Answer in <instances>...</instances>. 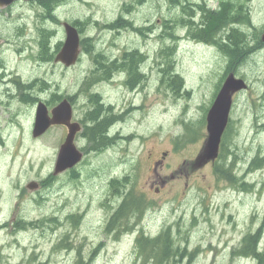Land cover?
I'll list each match as a JSON object with an SVG mask.
<instances>
[{
    "label": "rangeland",
    "instance_id": "1",
    "mask_svg": "<svg viewBox=\"0 0 264 264\" xmlns=\"http://www.w3.org/2000/svg\"><path fill=\"white\" fill-rule=\"evenodd\" d=\"M137 1L80 0L66 6L63 17L93 16L113 22L123 4H134L126 14L135 26H153L146 29V36L132 28L108 32L105 38L111 48L109 41L91 53L81 46L79 60L69 67L55 60L60 49L48 47L43 61H38L36 42L27 47L29 38L19 37L25 28L16 27L13 20L6 26V30L14 29L10 37L13 48L0 55L7 61L13 95L7 96L4 89L0 93L4 96L0 100V264H256L253 257L238 252L245 235L261 227L264 246V166L248 169L255 156L264 157V47L233 66L236 75L249 84L235 98L230 122L234 136L229 144L238 154L232 174L253 184V191L248 192L239 187L241 181L218 177L216 167L222 159L194 164L207 137L206 123L200 126L199 122L205 120V110L226 77L228 57L217 45L187 33L190 24L183 25L180 7L167 0ZM191 1L220 6V0ZM234 1L247 5L250 23L240 27L255 44L257 33L261 37L264 31V0ZM192 7L187 8L185 17L196 27L203 15L198 6ZM28 18L31 30L36 31L35 18ZM167 20H174L176 40L166 33L162 36ZM20 22L16 20V24ZM58 30L65 39L60 26ZM174 44V66L190 95L184 88L177 95L162 83L161 68L167 61L163 50ZM22 46L26 48L20 53L17 49ZM100 49H105L108 59L138 49L145 55L142 69L146 75L131 78L124 74L123 79L105 80L95 74L99 77L94 79L95 56ZM50 54H54L52 58ZM26 83H33L28 88L30 97H46L50 107L61 100L57 93L73 98L74 118L83 122L88 121L93 107L90 94L100 93L106 104L114 105L110 114L123 119L117 125L124 136L97 153L83 134H77L76 145L85 151L78 176L76 167L52 177L67 129L56 125L39 137L33 136L37 102L23 96ZM7 100H11L9 105ZM188 133L198 137L190 139ZM125 176H129L127 188L144 193L147 206L131 219L130 229L116 237L117 232L106 229L112 205L121 199L113 194L110 179ZM32 181L52 183L50 188L43 185L31 190L27 185ZM71 214L80 216L76 225L68 217ZM51 218H57L56 222H46ZM39 220L41 225L29 222ZM164 229H169L180 254L169 260L161 254H140L136 244L140 233L155 237Z\"/></svg>",
    "mask_w": 264,
    "mask_h": 264
},
{
    "label": "trees",
    "instance_id": "2",
    "mask_svg": "<svg viewBox=\"0 0 264 264\" xmlns=\"http://www.w3.org/2000/svg\"><path fill=\"white\" fill-rule=\"evenodd\" d=\"M142 1L143 0H138L137 2L142 3ZM167 1L173 7H180L183 10L184 14L181 18V21L183 25H191H188L187 27V33L189 35H191L194 39L197 38L200 40H204L208 44L217 45L223 51L225 56L228 57L229 61L224 76H227L229 72L234 71L233 66H237L234 64H236L237 62L242 63L246 59V57H249L252 53L258 51L261 47H264V43L262 39H260L261 37L259 36V32L255 37L257 39V42L255 44H252L249 41L248 33L240 27V24L250 23V12L247 9L246 3H243V1L238 3L234 0H220V6L218 9H212L205 6L204 3L207 4L206 1H204L203 3L193 2L191 0ZM192 5L198 6L201 10V15H203V18L199 20L200 22H197L199 25H197L196 27H192L194 22L185 17V13L188 10L187 8L193 9ZM134 6V4H125L124 16L123 13H121L119 17L112 22V26L116 27L119 24L122 25L121 22L124 17V29L132 28L135 31H138L142 35L146 36V29L149 31L150 29H153V26L136 27L133 19H131L126 14ZM194 14L195 12H193L191 15ZM173 21L174 20H167L166 30L164 31L162 36H164V34L166 33L168 34V36L176 40L178 36H176L173 31ZM90 40V38H86L85 41H87L86 45L88 47H85V49H87V51L91 53L95 50V46L93 45V43L90 45V42L92 41ZM176 45L177 44L168 45L165 50H163V52H165L167 55V61L162 65L161 68L162 83H164L169 88L174 89L177 95H180L181 88H184L186 90L185 93L187 95H190L191 91L184 87V79L174 66V52L176 50ZM52 57L53 54L50 56V58ZM95 61L96 66L93 69L94 76L95 74H100L105 79L111 80L115 77V74L117 72H124L125 70L129 72V77L132 78L133 75L142 76V72L140 71L139 67L141 64L145 63V55L143 56L138 49H133L132 51H124L123 57L108 59V56L104 52L99 51L95 56ZM93 77L89 78L87 82L90 81ZM221 84L222 83H220V85L218 86L220 87ZM89 98L90 102L93 104V109L89 111V117H87L88 120L89 118L92 120V126H89L88 138L96 142V144H92L91 149L95 150V152H99L105 149L106 146L113 143L115 139L118 138V134H115L111 137L108 134V129L110 127L112 129L115 123L114 121L119 118H117L115 115L107 113L108 111L111 112V110L113 109L112 105H109L106 110L104 109V114L103 112H101L102 104L100 101L102 100V97L100 93H91ZM205 113H207V110H205ZM205 123L206 116L205 120H200L199 125L202 126ZM189 124L192 125L191 123ZM185 125L186 129L189 130L188 123H186ZM262 126H264V124ZM195 132L196 129L192 127V133L194 134ZM233 136L234 134H232L230 123L223 137L221 154L219 157L220 159H222V161L221 164L216 167V173L218 174L219 178L225 177L228 180H231L230 182H235L236 179L239 182L241 181L240 183H234V185L239 183V187H241L243 190L252 192L254 189L252 183L247 181L245 178H240L238 175L232 174V167L236 164V159L238 158V154L231 150V148L229 147L231 138ZM187 137H189L190 139H196L198 136L196 138H192V136L188 133ZM263 162L264 157L257 155L252 161L249 162L250 166L248 167V169L250 171L258 170L264 166ZM52 177L54 176L52 175ZM128 182L129 176H125L121 179L114 177L110 182L112 184L113 194L116 197H121L118 203L112 205V214L106 225V229L109 232H117L116 237H119L120 234H124L125 231L130 229L129 223L131 219L139 216V214L143 212L145 206H147V201L145 199L144 193L138 194L135 190H133L134 188H127ZM51 183L52 181H50L48 184L45 183L44 187L50 188ZM126 188L129 191L125 192ZM77 216L78 215L75 214H71L68 216L69 218H72V222L74 225L77 224V219L80 217L78 216L77 218ZM56 220L57 218H51L46 222H56ZM29 222L32 225L42 224L41 220L37 222ZM262 229L263 227H261V229H258V231H250L249 233H247L241 242L238 252L242 256L253 257L256 260V264H264V246H261ZM136 244L140 254H161L167 260H169L170 257H177L181 251L180 247L177 246L175 240L171 236L169 229L162 230L155 237H146V235H144V232L142 231L136 239Z\"/></svg>",
    "mask_w": 264,
    "mask_h": 264
},
{
    "label": "flooded vegetation",
    "instance_id": "3",
    "mask_svg": "<svg viewBox=\"0 0 264 264\" xmlns=\"http://www.w3.org/2000/svg\"><path fill=\"white\" fill-rule=\"evenodd\" d=\"M79 1L80 0H0V53L4 51H11L13 48V46H11L12 40L10 38L12 31H14L13 26L9 28V30L5 29L6 26H9L12 23V20L14 21L16 27L20 26L21 28H25L24 34H19V37L22 38L24 37V39L29 38L28 41L29 46L26 45L27 47H30L32 43L36 42L37 60L40 62L43 61L42 57L44 55L45 50L48 47L51 48V50L56 51L59 50L63 45L64 39H62L63 37L60 38V33L58 29L60 26L64 33L66 31L65 22L71 23L79 30L81 37V46H83V48L88 47L86 45L87 41H85L86 38L92 39V41L90 40L91 41L90 45L93 43L95 48H98L101 45L104 47L106 45V42L109 41L107 40V38H105L108 32L122 33L124 31V17L121 22L122 25L119 24L116 27L112 26V21L110 22L109 20L106 21L100 20L99 18L93 16H90L85 19L76 17L73 20L69 17H63V12L65 7L72 3L75 4ZM121 13H123L124 16V4ZM28 16L35 18L36 21L34 28L36 29V31L31 30V26H30L31 19H29ZM26 19H28L29 22H27ZM16 20H20L22 22L16 24ZM96 32L97 35H95ZM34 33H36V36L33 35ZM26 46H22L17 50H19L21 53L26 48ZM111 46L112 44L110 42V45H108V47L111 48ZM100 51H105V49H100ZM120 56L121 57L124 56V51ZM6 62L7 61L5 60V58H3V56L0 55V93L2 92V89H4L3 91H5L6 90L5 88H9V90L7 89L5 92L7 96L11 97L13 95V92L10 91L11 88L9 84L11 82V76L10 73H8L7 71V67L5 65ZM97 77L98 76L95 75L94 79H96ZM42 82L43 83L47 82L44 77L42 79ZM32 84L33 83L24 84V88H26V91L23 92V96L25 97V99H30V101L37 102L35 109V115H36L37 107L39 103L42 101L46 105H48L50 100H48L46 97L44 98L41 96L33 97L31 95L30 97L28 88H30ZM56 97L64 99V96L61 93H57ZM69 99L72 102L73 110H74L73 98L69 97ZM0 100L1 101L4 100V96L0 95ZM10 101L11 100H7V102L5 101L6 102L5 104L9 105ZM58 102L56 104H58ZM56 104L52 107L48 105V108L52 109L53 107L56 106ZM104 113L105 110H103V114ZM72 121H78L80 123L82 128L81 134H83L84 138L88 140L89 127L86 126V123L90 124L92 120L89 118L87 122L86 119L83 122L82 119H75L73 117ZM60 126L66 128L68 132V127L66 125L61 124ZM33 129H34V125H33ZM0 131H1V124H0ZM2 143L3 141L0 137V145ZM91 144H96V142L92 140ZM12 158H13L12 159L13 160L12 163H13L15 161V156H13ZM79 166H76L77 168L75 167L76 170L73 168L77 173V176L79 172L78 171ZM43 185H45V183ZM43 185L39 183V187H42Z\"/></svg>",
    "mask_w": 264,
    "mask_h": 264
},
{
    "label": "water",
    "instance_id": "4",
    "mask_svg": "<svg viewBox=\"0 0 264 264\" xmlns=\"http://www.w3.org/2000/svg\"><path fill=\"white\" fill-rule=\"evenodd\" d=\"M66 40L56 56L57 61L63 62L66 66L75 64L80 56V35L72 24L65 22ZM264 40V33L262 34ZM248 87L244 78L237 77L231 72L225 79L207 115L208 137L197 157L198 165L214 160L219 154L222 136L227 128L230 112L233 105V96L237 91ZM73 109L69 99H63L49 112L48 106L40 102L37 107L33 136L38 137L44 134L52 125L63 124L68 127V133L64 143L61 145L57 155L54 174L57 175L73 168L83 159V152L75 144V137L81 130L78 122L72 121ZM39 184L36 181L30 182L27 187L35 190Z\"/></svg>",
    "mask_w": 264,
    "mask_h": 264
},
{
    "label": "bare ground",
    "instance_id": "5",
    "mask_svg": "<svg viewBox=\"0 0 264 264\" xmlns=\"http://www.w3.org/2000/svg\"><path fill=\"white\" fill-rule=\"evenodd\" d=\"M5 89H6V90H7V89L9 90V88H5ZM6 90H5V91H6ZM10 91H11V90H10ZM105 133H107V132H105ZM107 137H108V136H107ZM118 140H119V139H118ZM109 143H110V142H109ZM134 213H135V211H134ZM132 214H133V213H132ZM115 223H116V222H115Z\"/></svg>",
    "mask_w": 264,
    "mask_h": 264
}]
</instances>
